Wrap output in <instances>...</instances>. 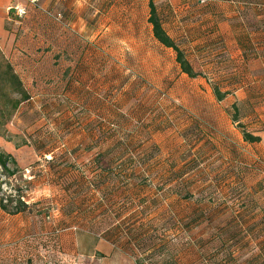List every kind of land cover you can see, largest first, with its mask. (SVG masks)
Returning <instances> with one entry per match:
<instances>
[{
  "label": "crops",
  "instance_id": "1",
  "mask_svg": "<svg viewBox=\"0 0 264 264\" xmlns=\"http://www.w3.org/2000/svg\"><path fill=\"white\" fill-rule=\"evenodd\" d=\"M167 4L174 17L165 27L185 41L202 71L191 80L206 89L190 87L188 111H177L171 133L149 120L147 109L127 110L114 67L87 63L84 47L66 51L59 44L65 35L48 19L12 17L16 5L30 11L31 0H0V52L30 95L0 133V146L21 171L32 170L36 197L18 214L6 212L0 198V264H138L144 258L138 249L165 244L169 213L184 241L210 247L197 255L177 251L178 263L264 260V188L257 186L264 175L245 173L246 165L264 173V0ZM37 116L48 132H38ZM239 123L261 140L246 141ZM170 199L172 208H165ZM246 228L263 231L255 243L261 252L231 255L230 247L247 248L240 233ZM195 232L204 233V244Z\"/></svg>",
  "mask_w": 264,
  "mask_h": 264
},
{
  "label": "rangeland",
  "instance_id": "2",
  "mask_svg": "<svg viewBox=\"0 0 264 264\" xmlns=\"http://www.w3.org/2000/svg\"><path fill=\"white\" fill-rule=\"evenodd\" d=\"M156 1L169 3L170 0ZM40 2L23 17L15 16L12 11V17L21 20L34 15L48 19L53 29L65 35L66 43L61 41L59 44L66 51L69 48L80 51L84 47L82 53L87 49L90 50L87 63L97 62L96 64L100 63V65L105 63L107 66L114 67L118 78L119 75L121 76L117 79V95L127 97V110L130 111L134 106H141L143 110L147 109L149 120L156 119L157 124L162 125V130H170L168 133H171L177 123V111L179 109L188 111L186 107H188L190 87L193 88L196 85L206 92L203 84H194L189 76H181L174 50L164 47L154 38L152 25L148 21V0H49L47 4ZM59 13L62 14V21L50 16ZM103 46L111 49L94 55L93 48L100 49ZM66 59L70 60V56H66ZM99 59L103 63L99 62ZM7 61L9 60L0 52V133L8 131L7 125L12 120L13 103L19 97L12 85L2 77ZM129 81H132V84L128 83ZM76 106L72 104L74 109L77 108ZM234 114L232 110V115ZM36 120L38 132L40 134L48 132L49 123L38 116ZM111 126L118 129L117 123H112ZM46 142L55 144L54 141ZM57 154L59 155V152ZM258 170L261 169L258 167ZM258 170L254 173L251 167L245 166L246 175L254 174V177L263 178L264 173ZM166 179L170 180L171 176H166ZM260 181L257 186L264 188V179ZM5 189H9V186H5ZM171 189L172 186L167 187L166 193L172 194ZM34 197L35 195H31V202L36 200ZM168 207L172 208V199L166 200L165 208ZM175 225L176 219L172 213L166 214L165 231L162 232L166 244L151 252H149L150 249L143 250L146 258L144 262L138 264H182L175 258L177 251L186 256L210 251V247L208 250L203 246V250H199L189 245L188 240L184 241L183 237L176 233ZM260 231L262 230L253 233L247 228L241 231V241L249 247L246 246L247 248L240 249L239 252L237 247H230L231 255L244 257L248 253L249 255L259 254L261 248L256 244L263 232ZM196 234L201 237L204 233ZM203 239L204 236L199 239L202 244L205 242ZM259 264H264V260L262 262L260 260Z\"/></svg>",
  "mask_w": 264,
  "mask_h": 264
},
{
  "label": "trees",
  "instance_id": "3",
  "mask_svg": "<svg viewBox=\"0 0 264 264\" xmlns=\"http://www.w3.org/2000/svg\"><path fill=\"white\" fill-rule=\"evenodd\" d=\"M148 6H149V17L148 21L152 25V32L154 38L159 41L161 45L164 47L170 48L174 50L175 53V59L176 62L179 65L181 73L186 74L190 78H196L200 75H202V71H196L195 66L188 57V52H186L184 46V40L181 39H175L168 33L165 24L168 23V21L172 20L174 17L173 11L169 4L167 3H158L156 0H148ZM32 11V10H30ZM28 10V13H30ZM62 15L61 13H59ZM34 16V15H33ZM51 17H55V15L51 14ZM62 17V16H61ZM62 21V18H61ZM182 45V46H181ZM2 77L4 80L9 82L14 92L19 95V97L14 101L13 103V111L20 106L19 104L24 100H27L30 98V95L27 91V89L24 86V83L19 76L18 73L14 70V67L12 64L7 61L5 69L3 70ZM215 94L217 96V99L222 100L224 99L226 93H223L220 91L218 87H214ZM234 109L236 110V113L233 115V119L235 121H238V109L237 106L234 105ZM239 126L244 128V138L248 142H259L261 140L260 136L253 135L251 132H249L246 127L239 123ZM19 164H17L14 156L7 151H4L0 146V192L3 193L0 195L1 198V207L5 209L6 212L10 214H18L20 212L28 211L33 205L32 202L28 203L26 202L23 197L27 196L26 190H31V181L34 180V173L30 170V175L33 176L32 180L25 177L26 169L25 171H21V169L18 167ZM12 182L14 183L13 187L16 190L17 194H5L3 192V184L12 185ZM26 186V189L23 186ZM263 188V187H262ZM166 244V243H165ZM164 246L161 245L160 247L155 248H142L138 249L144 256L142 259V262L145 260V254L142 252L145 249H150L149 252L153 250H157L159 248H162ZM135 252V250H134ZM141 262V263H142ZM200 263L205 264V262L201 261Z\"/></svg>",
  "mask_w": 264,
  "mask_h": 264
},
{
  "label": "built area",
  "instance_id": "4",
  "mask_svg": "<svg viewBox=\"0 0 264 264\" xmlns=\"http://www.w3.org/2000/svg\"><path fill=\"white\" fill-rule=\"evenodd\" d=\"M31 2L33 3V4H38L39 3V0H31ZM11 11H13V13H14V15L15 16H17V17H23V16H25L27 13H28V9H27V7H25V6H22V5H16V6H14V7H12L11 8ZM55 18L57 19V20H59V21H61V15L60 14H58V15H55ZM25 177H27L28 179H30V180H32V178H33V176H31L30 175V170L29 169H26V174H25ZM13 185H14V183L12 182V185H8V184H3V186H2V188H3V192L5 193V194H12V195H16L17 194V192H16V190L14 189V187H13ZM5 186H9V189H5ZM25 189H26V186L24 185L23 186ZM9 190V191H8ZM26 192H27V196H25V197H23V199L26 201V202H28V203H30L31 202V190H26ZM3 193H1L0 192V195H2Z\"/></svg>",
  "mask_w": 264,
  "mask_h": 264
}]
</instances>
